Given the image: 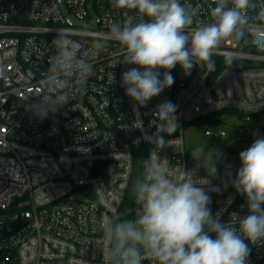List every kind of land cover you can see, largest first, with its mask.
Masks as SVG:
<instances>
[{"label": "built area", "instance_id": "obj_1", "mask_svg": "<svg viewBox=\"0 0 264 264\" xmlns=\"http://www.w3.org/2000/svg\"><path fill=\"white\" fill-rule=\"evenodd\" d=\"M254 2L246 35L255 53L245 50L244 39L227 40L213 54L214 70L195 66L186 76L177 65L174 84L136 112L121 86L122 73L135 66L122 62L123 47L110 32L111 23L126 16L113 0H0V264H105L103 223L121 212L139 150L147 148L148 158L157 153L179 173L191 169L187 125L220 111L264 113V20L257 18L264 0ZM180 3L200 5L193 28L210 22L212 0ZM57 32L81 45L79 55L91 62L93 74L84 94L74 93L71 104L40 120L26 104L44 87ZM164 101L178 106L180 127L161 133L167 145L159 149L149 135L162 123L153 112ZM204 131L227 135L218 127ZM226 180L219 173L212 181L221 186L209 192L213 215L246 216V198L224 189ZM133 204L136 215L135 196ZM249 247L248 264H264V242Z\"/></svg>", "mask_w": 264, "mask_h": 264}, {"label": "clouds", "instance_id": "obj_2", "mask_svg": "<svg viewBox=\"0 0 264 264\" xmlns=\"http://www.w3.org/2000/svg\"><path fill=\"white\" fill-rule=\"evenodd\" d=\"M212 2L210 22L193 28L199 4L113 0L114 7L124 10L126 16L123 22L111 23L110 32L123 47L122 62L135 66L122 73L121 86L136 112L174 84L171 71L177 65L186 76L195 66L212 71V57L221 43L245 38L249 12L256 8L254 0ZM257 18L264 20V9ZM51 43L55 51L49 58L44 87L26 104V110L40 120L71 104L74 93L84 94L93 74L91 62L79 55L78 42L57 32ZM177 108L164 101L154 109L153 115L162 123L149 136L159 149L167 145L165 135L180 127ZM221 156L213 149L203 163L179 173H173L169 161L157 153L144 159V174L133 185L137 214L132 219L110 218L103 223L109 241L105 264H144L145 260L152 264H248L249 243L264 242V137L258 136L239 153L240 167L234 176L226 172L223 184L224 189L231 186L246 198V216L231 212L230 219L222 220L221 213L213 215L209 207V192L221 191L220 185L212 184L219 178ZM200 169L206 174L201 175ZM231 202L229 198L228 204Z\"/></svg>", "mask_w": 264, "mask_h": 264}, {"label": "rangeland", "instance_id": "obj_3", "mask_svg": "<svg viewBox=\"0 0 264 264\" xmlns=\"http://www.w3.org/2000/svg\"><path fill=\"white\" fill-rule=\"evenodd\" d=\"M224 40L220 46H226ZM221 123L218 125L219 130L226 131L225 137H207L205 136L204 128L197 124L187 125L184 129L185 148L188 153V161L191 168L197 162L203 163L211 154L212 150L221 153V162L219 164V173L231 171L235 173L240 167L239 153L246 150L254 142L253 134H240V129H255L260 128L259 137H262L264 132V121L259 123L255 119H248L235 113H224L220 117ZM257 136V137H258ZM200 173H205L200 169Z\"/></svg>", "mask_w": 264, "mask_h": 264}, {"label": "trees", "instance_id": "obj_4", "mask_svg": "<svg viewBox=\"0 0 264 264\" xmlns=\"http://www.w3.org/2000/svg\"><path fill=\"white\" fill-rule=\"evenodd\" d=\"M244 41L246 43L245 44L246 45L245 50L248 52H251V53H255L256 50L249 43V37L247 35H245ZM227 112L235 113V114L241 115L243 117H246L248 119H250V118L255 119L259 123H263V121H264V113L247 115L245 113H241V112L236 111V110H228V111H220V112H218L214 115H211V116L201 117L197 121L193 122V124H197L204 129L208 128V127H212V128L218 127V125L221 123V119H220L221 115L224 113H227ZM262 137H264V134L262 135ZM146 158H148L147 148H142L141 150H139L136 153L135 166H134V172H133L131 187H130L129 192L127 193L125 202H124L123 207L121 209V212L119 213V215L116 218L132 219L135 217L136 207L133 204V198H134L133 185H134L135 181L138 178H141L144 174V168L142 166V161ZM234 175H235V173H233V176ZM227 190H235V189L232 188L231 186H229V187H227Z\"/></svg>", "mask_w": 264, "mask_h": 264}, {"label": "water", "instance_id": "obj_5", "mask_svg": "<svg viewBox=\"0 0 264 264\" xmlns=\"http://www.w3.org/2000/svg\"><path fill=\"white\" fill-rule=\"evenodd\" d=\"M258 132H259V129L258 128H255L254 131H253V138L256 139L257 136H258Z\"/></svg>", "mask_w": 264, "mask_h": 264}]
</instances>
